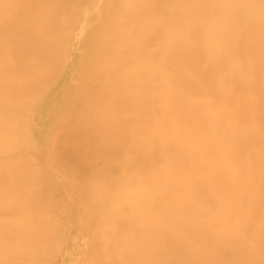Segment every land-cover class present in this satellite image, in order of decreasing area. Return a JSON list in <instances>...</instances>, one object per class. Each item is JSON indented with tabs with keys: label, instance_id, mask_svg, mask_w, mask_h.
<instances>
[{
	"label": "bare ground",
	"instance_id": "bare-ground-1",
	"mask_svg": "<svg viewBox=\"0 0 264 264\" xmlns=\"http://www.w3.org/2000/svg\"><path fill=\"white\" fill-rule=\"evenodd\" d=\"M0 264H264V0H0Z\"/></svg>",
	"mask_w": 264,
	"mask_h": 264
}]
</instances>
